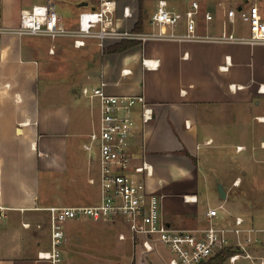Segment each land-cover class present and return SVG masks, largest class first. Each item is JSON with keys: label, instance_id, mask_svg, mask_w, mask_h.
Returning a JSON list of instances; mask_svg holds the SVG:
<instances>
[{"label": "crops", "instance_id": "crops-1", "mask_svg": "<svg viewBox=\"0 0 264 264\" xmlns=\"http://www.w3.org/2000/svg\"><path fill=\"white\" fill-rule=\"evenodd\" d=\"M248 1L206 0L214 12L212 22L217 23L210 32L230 30L226 9L233 5L240 9ZM48 2H55L61 23L75 29L80 12L91 0H0V25L16 26L23 9ZM259 3L264 11V1ZM125 6L131 9L129 17L123 14ZM155 7L156 0H144L142 12L139 0H118V24L137 30L143 13L141 30H150ZM43 40L0 35V210L4 213L0 264H51L38 258L50 245L47 208L99 201L98 186L89 181L98 152L86 148L98 111L88 98L80 105L77 96L83 86L104 79L111 94L146 96L154 118L137 130L131 149L136 162L146 159L152 165V174L144 177L147 190L162 197L167 219L177 226L199 225L204 215L199 209V188L207 180L200 160L209 161V153L201 155L202 148L208 152L210 146L236 144L241 146L236 153L247 155L251 149L264 158V44L149 40L135 41L124 51H106L118 42H109L103 49L89 42L84 47H90L92 59L87 61L81 87L73 78L62 81L48 76L42 89ZM52 47L56 50L55 44L47 46L51 55L55 54L50 52ZM250 110L252 118L258 119L255 132L243 116ZM249 135L259 136L253 146ZM222 137L231 141L216 143ZM242 172L246 174L245 169ZM238 178L242 180L240 176L234 180ZM44 186L48 193L41 195ZM225 190L227 198L220 204L226 207L229 189ZM192 195L197 201L185 199ZM76 224L71 221L66 226L64 264H162L141 256L140 249L120 239L103 245L94 241L91 246L98 253L85 251L80 256L75 249L78 240L68 235L91 229Z\"/></svg>", "mask_w": 264, "mask_h": 264}, {"label": "built area", "instance_id": "built-area-1", "mask_svg": "<svg viewBox=\"0 0 264 264\" xmlns=\"http://www.w3.org/2000/svg\"><path fill=\"white\" fill-rule=\"evenodd\" d=\"M182 2L180 6L170 0H156L150 30L120 27L118 0L89 2L80 12L75 29L61 23L55 2L34 4L22 10L18 25H0V35H42L52 40L66 36L73 39L77 48L95 42L102 49L109 42L122 40L264 44V11L259 0L248 1L240 9L229 6L226 17L231 29L217 33L207 30L215 16L206 0ZM123 14L131 15L129 6L124 7ZM240 23L245 31L239 28ZM54 51L52 47L50 52ZM106 87L107 82L102 79L97 85L80 89L90 100L92 109L98 111V121L86 148H96L98 152L89 181L98 186L99 201L48 207L50 245L38 253V258L51 264H64L68 222L91 219L119 223L121 241H129L135 249H140L141 256L162 264H204L223 251H230L225 264H236L241 259L264 264V226H255L242 215L228 213L224 204L207 210V225L177 226L167 219L162 197L147 190L144 177L152 174V165L146 159L136 162L131 149L132 137L153 120L154 109L143 94L115 95ZM240 183L238 178L233 185ZM185 199L197 201V196H185ZM3 216L0 210V221Z\"/></svg>", "mask_w": 264, "mask_h": 264}, {"label": "rangeland", "instance_id": "rangeland-1", "mask_svg": "<svg viewBox=\"0 0 264 264\" xmlns=\"http://www.w3.org/2000/svg\"><path fill=\"white\" fill-rule=\"evenodd\" d=\"M93 1V0H91ZM34 3H39V1H34ZM217 24L215 21L212 22L210 28L208 26L207 30L212 31ZM242 23H240V29L245 31ZM27 38L38 39L42 38L43 45L46 46V53L42 55V81L40 87L43 89L47 86L48 76L52 79L57 77V79H75L74 83L79 88L80 79L87 69V61L92 59L90 47L74 48L73 39H67L69 37L59 36L55 40H52L48 36L42 35H25ZM70 40V41H68ZM50 44H55L56 50L55 54L51 55L48 53L47 46ZM89 53V54H88ZM87 54V55H86ZM46 66V67H45ZM49 66L50 71L47 69ZM83 79V77H82ZM80 105H84L86 97L79 93L77 96ZM243 112V111H242ZM252 110L248 112H243V116L246 120V124L251 129L256 127V121L258 119L252 118ZM138 118V116H137ZM243 121L245 122V120ZM264 130V128H262ZM259 136L249 135V145H255ZM233 143L237 142V136L233 135ZM229 138L222 137L216 143H227L231 141ZM221 145V144H220ZM207 148H202L199 153L206 156L209 153V158L205 161L200 157V168L203 175L206 177L207 184L202 181L200 183L199 193L200 202L199 209L204 215L201 217L202 221H199V225H207L208 221L205 216V210L214 208L218 206L223 200L221 194L218 190V181L225 185L226 189H229V198L225 200L226 210L228 213L242 215L247 219V221L255 226H264V158H262L256 151L251 149L247 151V155L244 151L237 152L238 146L234 144V147L223 146H210L208 152ZM240 153V154H239ZM264 156V155H263ZM245 169L246 174L242 172ZM240 176L242 178L239 186H234L233 181L236 177ZM203 178V177H202ZM209 186V187H207ZM96 188V187H95ZM48 191L42 187V193L47 194ZM43 198V196H42ZM214 206V207H212ZM221 210V212H227ZM77 224L89 228V231H74L68 235L69 239L78 240V246L75 248L79 251V255L82 253L92 252L97 254V247L91 246L95 241L98 244H110L112 242H117L119 240L118 234L122 230V226L119 223L104 222V221H94L91 219L86 220H75ZM221 222V220H220ZM76 224V225H77ZM197 224L185 226L194 227L199 226ZM72 229V227L70 228ZM69 229V231H70ZM96 243V244H97ZM236 264H252L247 259H241Z\"/></svg>", "mask_w": 264, "mask_h": 264}, {"label": "trees", "instance_id": "trees-1", "mask_svg": "<svg viewBox=\"0 0 264 264\" xmlns=\"http://www.w3.org/2000/svg\"><path fill=\"white\" fill-rule=\"evenodd\" d=\"M143 1L144 0H139L142 12H143ZM143 26H144V17L142 13V15H140L139 21L137 22L136 29L141 30L143 29ZM134 43L135 40H122L121 42L108 46L106 51H124L130 48ZM229 254L230 251H223L217 256L211 258L209 261L205 262L204 264H225L226 258Z\"/></svg>", "mask_w": 264, "mask_h": 264}, {"label": "water", "instance_id": "water-1", "mask_svg": "<svg viewBox=\"0 0 264 264\" xmlns=\"http://www.w3.org/2000/svg\"><path fill=\"white\" fill-rule=\"evenodd\" d=\"M218 190H219V193L221 194V197L223 199H226L227 198V192H226L224 185L222 183H218Z\"/></svg>", "mask_w": 264, "mask_h": 264}]
</instances>
